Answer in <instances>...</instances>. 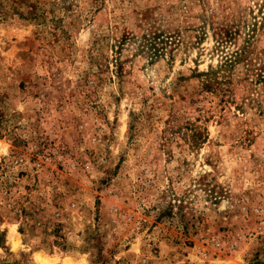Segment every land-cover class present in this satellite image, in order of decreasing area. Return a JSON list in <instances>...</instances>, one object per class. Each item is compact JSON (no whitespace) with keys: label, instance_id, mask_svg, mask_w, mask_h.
Masks as SVG:
<instances>
[{"label":"rangeland","instance_id":"obj_1","mask_svg":"<svg viewBox=\"0 0 264 264\" xmlns=\"http://www.w3.org/2000/svg\"><path fill=\"white\" fill-rule=\"evenodd\" d=\"M0 264H264V0H0Z\"/></svg>","mask_w":264,"mask_h":264},{"label":"trees","instance_id":"obj_2","mask_svg":"<svg viewBox=\"0 0 264 264\" xmlns=\"http://www.w3.org/2000/svg\"><path fill=\"white\" fill-rule=\"evenodd\" d=\"M239 55H241V51L235 52L234 59L228 60L227 58H225L224 62H222L220 65H218L215 68L210 67V69L207 72L203 73L204 75H206L205 76L206 78H205V81H204L202 87L206 90H209V91L210 90H212V91L218 90L220 85L223 83L221 80H219L220 79L218 77L219 74L221 72H226V73H228V75H226L227 78L231 77L232 76L231 66L235 62L234 60L239 59V57H240ZM221 78H223V77H221ZM224 78H225L224 80L227 79L226 77H224Z\"/></svg>","mask_w":264,"mask_h":264}]
</instances>
